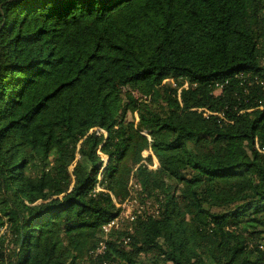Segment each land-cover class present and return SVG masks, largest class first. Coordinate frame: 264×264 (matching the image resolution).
<instances>
[{"label":"trees","instance_id":"16d2710c","mask_svg":"<svg viewBox=\"0 0 264 264\" xmlns=\"http://www.w3.org/2000/svg\"><path fill=\"white\" fill-rule=\"evenodd\" d=\"M263 11L0 0V264H264Z\"/></svg>","mask_w":264,"mask_h":264},{"label":"built area","instance_id":"2783aa9c","mask_svg":"<svg viewBox=\"0 0 264 264\" xmlns=\"http://www.w3.org/2000/svg\"><path fill=\"white\" fill-rule=\"evenodd\" d=\"M216 88H217V92L219 93L220 91H221V89H222V85H216ZM217 92H216V94H217ZM198 112H200L202 115H203V117H205V118H207V117H209V116H215V117H218V118H220L221 120H223L224 122H225V120H224V115H223V113L222 112H214L213 110L212 111H209V110H207V109H198L197 110ZM98 134H103V132L102 131H99V130H95ZM254 149L257 151V152H259L260 154H264V147H260L259 145H258V143H257V141H256V139H254ZM97 180L98 181H100L101 180V176L99 175L98 176V178H97ZM94 192H96V193H100V192H103V190L98 186V185H96V187H95V189H94ZM116 207L117 208H119L120 209V214H119V216H118V218L116 219V220H114L113 222H111L110 224H108V225H106V226H103V231L105 232V233H108V231H109V229L111 228V227H114L115 229H118L119 228V226L121 225V223L124 221V220H127V221H132L133 219H134V215H133V211H132V213L130 214V215H127V214H125L124 212H123V206H122V204L121 205H116ZM135 210V209H134ZM4 232V230L2 229V230H0V233H3ZM104 246H103V244H100V247L93 253V255L95 256V257H97V256H99V255H103V253H104ZM96 264H110L109 262H107V261H101V262H98V263H96Z\"/></svg>","mask_w":264,"mask_h":264},{"label":"rangeland","instance_id":"374dc122","mask_svg":"<svg viewBox=\"0 0 264 264\" xmlns=\"http://www.w3.org/2000/svg\"><path fill=\"white\" fill-rule=\"evenodd\" d=\"M263 16H264V11H263ZM167 83L172 84V86H174V85H173V82H172L171 80L167 81ZM125 92H126V90H124V93H125ZM217 93H218V92H217ZM133 96H134L135 98H140V97H141V96H140L138 93H136V92H133ZM127 119H128V120H134L135 122H137L138 117H137L136 112L133 111V109H130V110H129V113L127 114ZM150 155H152L150 151H145V152H143V158H144V159H145L147 156H150ZM101 158H102L103 161H106V157L101 156ZM152 160H153V165H152V166H149V165L146 163L145 160L143 161V163H144L145 165H147L149 168H151V169H155V168H157L158 163H157L156 159H155L153 156H152ZM0 169H1V167H0ZM137 190H138L137 186L131 181L130 184H129V191L131 192V193H130L131 198H127V201L124 202V203L122 204V206H123V208H122V209H123V212H124L125 214H127V215H130V214L132 213V211L136 208V203H135V200H134L133 197L137 198ZM1 196H2V194L0 193V198H1ZM136 201H137V200H136ZM125 221H126V220H124V221L121 223V225H122L123 227H125V225H126ZM122 226H121V227H122ZM1 234H2V233H0V235H1Z\"/></svg>","mask_w":264,"mask_h":264}]
</instances>
